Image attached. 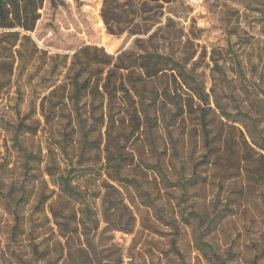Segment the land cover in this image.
Wrapping results in <instances>:
<instances>
[{"label": "rangeland", "instance_id": "rangeland-1", "mask_svg": "<svg viewBox=\"0 0 264 264\" xmlns=\"http://www.w3.org/2000/svg\"><path fill=\"white\" fill-rule=\"evenodd\" d=\"M40 13L30 36L47 56L71 58L85 46L117 55L138 50L137 40H142L144 47L183 66L191 86L208 96L211 108L226 111L238 126L248 127L244 129L249 140L251 135L256 140L264 137V0H197L196 4L191 0H64L57 8L46 0ZM47 68L38 65L26 72L1 95L0 264H63L56 262L63 252L68 253L49 209L40 203L50 190L56 191L54 199L59 192L53 179L43 176L44 164L38 166L35 155L46 157L52 151L59 162L57 173L69 171L73 157L61 153V129L43 130L39 105L45 86L41 77ZM29 118L40 121L42 127L24 145L15 129ZM26 157L30 158L28 173ZM175 165L165 182L154 164L142 166L118 191L102 188L104 175L82 181L92 190L89 201L98 225L80 226V233L89 235V243L82 250L71 246L72 258L66 264H264L263 244L255 240L262 228L259 207L251 200L252 193L264 189V180L255 184L247 176L235 178L223 188L209 185L200 193L190 190V198L208 196L206 203L185 201L172 186L189 174V164L176 160ZM217 194L228 195L235 210L246 209L248 214L212 227L209 235L192 212L210 222L224 208L214 203ZM18 200L25 228L23 236L14 237ZM113 201L117 206L110 204ZM79 217L83 219L81 212ZM223 232L231 239H224Z\"/></svg>", "mask_w": 264, "mask_h": 264}, {"label": "trees", "instance_id": "trees-1", "mask_svg": "<svg viewBox=\"0 0 264 264\" xmlns=\"http://www.w3.org/2000/svg\"><path fill=\"white\" fill-rule=\"evenodd\" d=\"M49 1L53 8L64 2ZM45 2L0 0V100L3 90L26 72L38 65L48 66L41 77L45 81L39 105L43 130L61 129V153L73 155L70 170L65 173H57L58 161L52 151L46 157L35 155L38 166L44 164L43 176L53 179L59 192L54 199L56 191L50 190L40 200L49 209L68 250L56 263H68L72 258L71 246L77 245L82 250L89 243V235L80 233V226L85 228L89 222L97 228L98 220L93 218L89 201L92 190L82 185L89 177L104 175L102 188L118 191L128 176L151 164L165 182L169 172L176 169L175 161L180 160L183 166L189 164V174L177 179L173 191H180L185 201L204 203L208 196L190 198V190L200 193L209 185L223 188L243 176L255 184L264 180V137L256 140L251 135L249 140L246 125L238 126L226 111L211 108L208 96L198 86H191L183 66L171 56L151 51L142 40H137L138 50H125L117 55L97 46H85L71 58L49 57L40 51L30 33L41 19ZM105 21L109 24V20ZM27 120L15 129L24 145L42 127L40 121ZM197 153L200 154L195 158ZM74 158L78 159L75 165ZM29 161L26 157L27 173ZM86 162L91 163L89 167L84 165ZM251 198L255 208L259 207L256 212L262 222L255 240L263 244L264 252V189L252 193ZM213 199L215 204H224V208L218 209L210 222L205 215L192 212L209 235L212 227L224 226L239 215L248 214L246 209L235 210L228 195L217 194ZM20 200L14 206V237L24 235ZM110 204L117 206L116 201ZM77 205L85 209L77 210ZM105 216L110 223L107 212ZM223 238L231 239V235L223 232ZM205 246L209 247V243ZM209 248L219 258L213 247Z\"/></svg>", "mask_w": 264, "mask_h": 264}, {"label": "built area", "instance_id": "built-area-1", "mask_svg": "<svg viewBox=\"0 0 264 264\" xmlns=\"http://www.w3.org/2000/svg\"><path fill=\"white\" fill-rule=\"evenodd\" d=\"M191 3L192 4H196L197 3V0H191Z\"/></svg>", "mask_w": 264, "mask_h": 264}]
</instances>
